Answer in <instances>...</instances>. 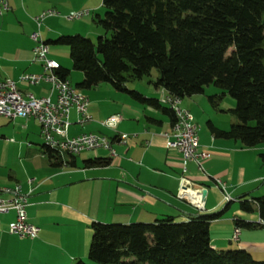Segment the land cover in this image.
<instances>
[{
    "label": "crops",
    "instance_id": "0c3cea01",
    "mask_svg": "<svg viewBox=\"0 0 264 264\" xmlns=\"http://www.w3.org/2000/svg\"><path fill=\"white\" fill-rule=\"evenodd\" d=\"M7 4V9L0 13V78L14 79L24 71H41L39 61L32 58L33 42L28 36L36 28L35 15L45 9L55 11L41 19L38 31L47 44V56L67 68L62 58L66 45L54 43V38L71 33L91 35L92 11L102 7L100 0H7ZM73 10L86 13L67 18L66 14ZM67 69L76 82L72 84L68 76L65 78L87 97L91 116L90 120L78 123L74 109L70 108L67 134L102 133L110 139L114 154L110 156L108 150L97 147L73 156L62 154L59 159L53 158L43 151L38 123L32 116L8 118L0 114V186L19 184L20 191L26 194L25 219L38 226L35 236H18L7 231V223L14 217L13 210L0 212V264H69L76 259L94 264L86 256L92 221H151L164 215L184 220L199 212L221 209L225 203L222 213L209 222L210 245L216 249L242 248L252 258L264 259V225L260 224L255 208L247 212L237 205L238 198L252 199L264 193V162L259 156L264 152V142L243 146L237 138L215 136L206 125L209 120L214 126L226 129L235 122L236 118L227 110L233 105L231 101L215 107L202 91L212 109L204 127L195 125L198 149L207 155L201 159L203 173L193 160L186 162L185 172L193 188L201 192L205 189L203 208L197 209L176 196L180 153L164 146L162 131L172 134L168 116L125 96L124 91L109 84L107 87L97 83L84 91L86 87L76 84L82 73ZM16 85L34 96L55 97V91L45 81ZM152 86L150 95L160 100L159 96L166 93L153 83ZM202 96L192 94L183 104L180 100L193 121L194 115L197 121L201 118L196 106L201 111L207 106ZM111 113H117L119 118L109 128L100 120ZM118 132L128 134L124 142L116 140ZM94 157L108 161L99 166L84 164L85 159ZM62 158L68 161L65 167ZM212 177L223 181L224 190L230 196L228 201L223 200ZM234 217L259 225L237 226L233 239Z\"/></svg>",
    "mask_w": 264,
    "mask_h": 264
},
{
    "label": "trees",
    "instance_id": "16d2710c",
    "mask_svg": "<svg viewBox=\"0 0 264 264\" xmlns=\"http://www.w3.org/2000/svg\"><path fill=\"white\" fill-rule=\"evenodd\" d=\"M100 1L103 15L94 14L93 21L102 33L95 42L80 33L60 34L53 40L68 46L71 67L82 72L78 87L106 82L159 109L171 123L170 106L127 88L126 80L149 74L155 67L153 85L166 93L164 97L173 98L200 93L212 83L219 92L206 95L207 100L216 107L223 94L231 96L234 104L227 110L236 120L226 129L206 120L210 132L237 138L248 147L264 142V0ZM56 73L65 78L68 69L59 66ZM42 147L59 159L55 150ZM259 156L264 162V152ZM107 161L94 157L84 164ZM237 205L247 212L255 208L264 222V193L238 198ZM226 206L184 220L164 215L151 221H92L86 256L101 264H264V259H254L242 248L210 245L209 222ZM233 221L239 227L259 225L238 217ZM69 264L87 263L76 259Z\"/></svg>",
    "mask_w": 264,
    "mask_h": 264
},
{
    "label": "built area",
    "instance_id": "2783aa9c",
    "mask_svg": "<svg viewBox=\"0 0 264 264\" xmlns=\"http://www.w3.org/2000/svg\"><path fill=\"white\" fill-rule=\"evenodd\" d=\"M8 7L7 0H0V13ZM55 13L52 9H45L34 16L36 28L29 33V38L33 45L32 58L39 61L41 71L21 72L15 79L10 77L0 78V114L8 118L16 116H32L38 123L39 134L45 146L55 150L59 156H73L82 150H90L97 147L108 150L109 155L114 154L110 145V139L102 133L82 132L75 135L67 134L69 124V110L74 109L76 121L83 123L91 119L87 110L88 100L84 94H77L71 88V83L66 78H60L56 69L59 64L56 60L47 56L48 47L45 41L40 38L38 27L41 19L48 14ZM85 10H73L66 14L67 18H78L85 14ZM40 81L49 83L50 89L55 91L54 99L48 95L34 96L28 91H21L16 83L36 84ZM164 101H168L173 110L174 119L170 123L172 134H164V146L175 148L180 153L179 163V187L176 196L184 198L195 208L202 209L203 195L198 188L190 185V180L186 177V162L193 160L196 168L203 173L201 159L207 155L204 150L197 148L196 125L188 109L180 105V97L176 100H168L167 97L159 96ZM117 113H111L100 120L106 127H113L118 120ZM126 132L115 134L117 141L124 142L127 138ZM61 161L67 160L62 158ZM215 185L222 193L224 201H228L230 196L224 190V183L217 177H212ZM31 179L28 178L29 182ZM191 186V187H190ZM0 212L12 209L14 217L7 223V231L18 236L33 237L37 234L38 226L25 219L24 206L26 204V194L19 189V184L15 186H0ZM260 224L264 222L260 220ZM238 227H234L231 237L236 238Z\"/></svg>",
    "mask_w": 264,
    "mask_h": 264
},
{
    "label": "rangeland",
    "instance_id": "374dc122",
    "mask_svg": "<svg viewBox=\"0 0 264 264\" xmlns=\"http://www.w3.org/2000/svg\"><path fill=\"white\" fill-rule=\"evenodd\" d=\"M100 10H93L92 11V14H91V21H92V26H93V31H92V34L91 35H86V34H82L84 36H87L89 37L90 39H92L93 42H95V39H96V36L99 35L100 33H102V28L100 27L99 24H97L96 22L93 21V17H94V14H98L100 16L103 15V7H100L99 8ZM84 16V15H82ZM81 17V16H80ZM73 34V33H71ZM230 47L227 48L226 50V53L229 51ZM99 57L100 55L97 54ZM62 58H64L65 60V64L67 68L70 69V71H73V72H79L80 70H77V69H73L71 68V63H70V58H69V55H68V46H66V52L64 53V57L62 56ZM80 73H82L80 71ZM157 75V69L155 67H151L150 70H149V74H146V75H142L140 78H135V79H128L126 80L125 84H126V87L127 88H130V89H135L139 92H141L142 94L146 95V96H151L150 95V91L153 90V86H152V82L155 78V76ZM68 76V80L74 84L76 81H74L75 79L72 78V76H69V73L67 74ZM100 85H105L107 86L108 83L106 82H98ZM74 86V85H73ZM95 86H91L90 89L94 88ZM103 87V86H101ZM108 87V86H107ZM87 88L83 89L84 91L86 90ZM203 91L206 93V94H211L213 91H216L218 92L219 91V88H217L215 85H213L212 83H209L207 85H204L203 86ZM203 92L201 93H195L193 95H195L196 97H199V95H203V99L204 101H206V98H205V94H202ZM125 96H128V94L126 93H123ZM149 94V95H148ZM192 95V94H191ZM190 95H184L183 97L180 98V100L182 101V104H183V101H185ZM227 101H231L233 104H234V99L229 96L228 94H224L223 97L220 98L218 104L221 106V105H226ZM201 101H199V105H200ZM206 108H204V111L202 109L201 111V108L198 106H196L197 108V112L198 114L201 116V118H199V121L196 120V115H194V123L196 124H202L203 127H204V122H205V119L207 118V114L211 112V105L208 104V102L206 101ZM181 104V103H180ZM181 104V105H182ZM201 106V105H200ZM233 106V105H232ZM231 106V107H232ZM189 111V110H188ZM203 113V114H202ZM192 115V114H191ZM204 116V117H202ZM198 122V123H197ZM196 128H197V125H196ZM165 132V131H163ZM197 148H198V144H197ZM199 150V149H198ZM189 161V160H188ZM191 187V186H190ZM201 194H203L201 191H200ZM190 204V203H189ZM203 208V207H202ZM198 209V208H197ZM102 222H120V221H102ZM234 227H237V226H234ZM234 227H233V230H234ZM233 232V231H232ZM238 232V231H237ZM94 264H101L99 262H94Z\"/></svg>",
    "mask_w": 264,
    "mask_h": 264
},
{
    "label": "bare ground",
    "instance_id": "6f19581e",
    "mask_svg": "<svg viewBox=\"0 0 264 264\" xmlns=\"http://www.w3.org/2000/svg\"><path fill=\"white\" fill-rule=\"evenodd\" d=\"M78 17H80V16H78ZM71 88L73 89V91L75 93H77V94H83L81 91L78 90V88L76 86H73L72 84H71ZM166 97L168 98V100H176V98H173V97H170V96H166ZM160 102L162 104H166V105L170 106V104L168 103V101H164L163 99H161ZM62 165L65 167V161H62Z\"/></svg>",
    "mask_w": 264,
    "mask_h": 264
},
{
    "label": "water",
    "instance_id": "95a60500",
    "mask_svg": "<svg viewBox=\"0 0 264 264\" xmlns=\"http://www.w3.org/2000/svg\"><path fill=\"white\" fill-rule=\"evenodd\" d=\"M205 189L203 188L202 193L204 194Z\"/></svg>",
    "mask_w": 264,
    "mask_h": 264
}]
</instances>
